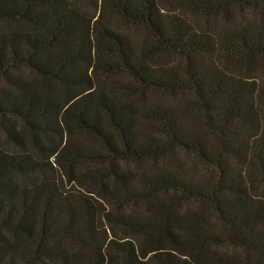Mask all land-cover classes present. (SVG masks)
<instances>
[{"label": "trees", "instance_id": "obj_1", "mask_svg": "<svg viewBox=\"0 0 264 264\" xmlns=\"http://www.w3.org/2000/svg\"><path fill=\"white\" fill-rule=\"evenodd\" d=\"M0 133V264H264V0H0Z\"/></svg>", "mask_w": 264, "mask_h": 264}, {"label": "rangeland", "instance_id": "obj_2", "mask_svg": "<svg viewBox=\"0 0 264 264\" xmlns=\"http://www.w3.org/2000/svg\"><path fill=\"white\" fill-rule=\"evenodd\" d=\"M114 25H116L118 28H120L122 31L124 32H127L129 34L130 37H132L134 40H137L138 37L140 38L141 36V30L137 27V26H134V25H128L126 23H123L121 21H118V20H115L114 19ZM253 76H255L258 80H261L260 79V74H253ZM4 140V137L3 135L0 133V141H3Z\"/></svg>", "mask_w": 264, "mask_h": 264}]
</instances>
